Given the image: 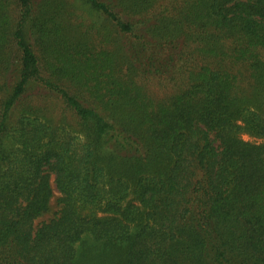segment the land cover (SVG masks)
I'll use <instances>...</instances> for the list:
<instances>
[{"label":"trees","instance_id":"trees-1","mask_svg":"<svg viewBox=\"0 0 264 264\" xmlns=\"http://www.w3.org/2000/svg\"><path fill=\"white\" fill-rule=\"evenodd\" d=\"M80 1L0 0V264H264V0Z\"/></svg>","mask_w":264,"mask_h":264},{"label":"rangeland","instance_id":"rangeland-1","mask_svg":"<svg viewBox=\"0 0 264 264\" xmlns=\"http://www.w3.org/2000/svg\"><path fill=\"white\" fill-rule=\"evenodd\" d=\"M68 4L72 8V11H73V14H74L73 16L74 17L79 18V19H82V20H85V22H87V21H94L96 19V15L94 13H92L87 8V5L81 3L80 0H67V5ZM74 129L76 130V132H78V130H77L78 128H77L76 125H74ZM242 137L244 139H247V140H250V141H253V142H264V138H262V137H255V136H252V135H249V134H245V133L242 134ZM52 185H53V195L51 197L49 209L46 212H44L42 215H40L35 220V223H40L42 221L49 220L50 218L54 217L55 213L59 209V203L57 201V198L59 196V192L55 188L54 184H52ZM135 185H136L135 180H133L132 183H131L129 195L125 199V201L122 203L123 206H125V204H126L127 201H131L134 204L137 203L134 200L135 199V197H134L135 196L134 191H135V188H136ZM89 211H90L89 208H86L84 210V213H88ZM137 212H138L137 214L140 215L142 213V210L139 208ZM96 213L98 215H102V214H105L107 212H102L101 210H97L96 209ZM130 228H131V231H134L136 229L135 222H130ZM82 240L83 241H78L75 244V248L77 250H82L83 247L85 245H87V244L102 241V240H96L89 231H86L82 235Z\"/></svg>","mask_w":264,"mask_h":264}]
</instances>
